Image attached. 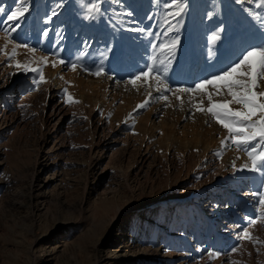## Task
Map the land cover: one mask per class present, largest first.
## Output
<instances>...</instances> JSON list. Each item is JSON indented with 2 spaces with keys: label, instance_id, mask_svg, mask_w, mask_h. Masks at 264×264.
I'll list each match as a JSON object with an SVG mask.
<instances>
[{
  "label": "rangeland",
  "instance_id": "rangeland-1",
  "mask_svg": "<svg viewBox=\"0 0 264 264\" xmlns=\"http://www.w3.org/2000/svg\"><path fill=\"white\" fill-rule=\"evenodd\" d=\"M97 2L62 0L48 23L61 0H29L11 32L19 2L0 0V264H264V219L250 223L264 175L237 171L247 152L197 111L207 96L129 82L152 55L167 59L150 43L176 38L173 90L220 71L264 43L249 15H264L261 0H187L179 24L169 0H103L102 14L85 19ZM130 19L146 32L127 31ZM99 67L107 74L84 70Z\"/></svg>",
  "mask_w": 264,
  "mask_h": 264
},
{
  "label": "snow or ice",
  "instance_id": "snow-or-ice-1",
  "mask_svg": "<svg viewBox=\"0 0 264 264\" xmlns=\"http://www.w3.org/2000/svg\"><path fill=\"white\" fill-rule=\"evenodd\" d=\"M19 5L15 7L10 14L7 15V20L13 23L11 32H16L21 24L27 19V14L30 13L31 8L29 6V0H18ZM117 3L120 0H116ZM236 4L241 7L249 0H234ZM103 0H98L89 9L90 15L86 16L85 19L95 20L99 15L102 14L100 5ZM166 8L174 9V11L168 12L167 15L171 16L179 24L181 17L184 15L187 8V0H169L164 5ZM258 8H264V0L256 5ZM62 7L61 3L57 5V8H53L46 16L48 23H51L54 17L60 15L59 8ZM4 9L0 8V12ZM128 17H132L133 12H127ZM249 15L253 17L257 25L261 30H264V15L259 12H251ZM151 18V17H149ZM171 24V21H168ZM129 26L126 30L133 33H145L146 30L137 26L138 22L135 20H129ZM224 25L221 24L215 33L211 35V41L216 44L221 40L224 34ZM48 32L45 30L42 35L47 36ZM8 43H13L12 37L6 32ZM179 45V39H173L166 44H149V48L155 51L157 48L161 52L167 53L166 60H160L159 57L152 55L150 57V63L145 66V69L136 74L129 82L135 86L139 81L141 83H148L150 80H154L157 84V91L163 90L165 92L172 91L173 94L176 92L180 93H195L199 92L207 96V106H201L197 108L205 114H210L215 121L221 125L222 128L228 132L227 139L231 141L238 149H243L247 152L250 163L243 165L242 168L237 171H251L259 172L264 175V91H260L261 85H264V43L259 45H252L245 48L234 60H231L225 65L220 71L211 74L208 77H204L199 81L195 82L192 87H178L175 90L171 88L166 82L167 73L169 72L172 62L175 59V52ZM7 46V45H6ZM5 46V47H6ZM28 48L27 44L20 45L16 44V48L19 47ZM90 46V44L88 45ZM29 51L35 52L36 49L29 48ZM15 51H13V56ZM47 63V58H42ZM59 63L64 64L65 61L61 59ZM53 67L56 65L53 64ZM17 69L23 68L25 71L36 72L38 69H29L26 65H22L19 62L16 63ZM80 67L77 64H72L71 68L76 71ZM89 71L90 74L97 77L106 75L103 67H99L96 71L84 69ZM40 81H44V76L41 73L39 76ZM46 82V81H44ZM150 86V85H149ZM214 94L216 96H222L223 98L219 101L214 100ZM230 97V99H228ZM179 98V97H177ZM163 99L167 100L168 97L164 96ZM69 101L72 98L69 97ZM203 103L202 101L200 102ZM147 104L145 101L139 105V108H144ZM233 105L239 107L234 108ZM251 145V147H248ZM259 145V147H258ZM258 196L257 206L260 209L258 217L250 218L251 224H256L264 219V192L253 193ZM244 237L252 239L250 233L245 232ZM216 255H219L217 253Z\"/></svg>",
  "mask_w": 264,
  "mask_h": 264
},
{
  "label": "bare ground",
  "instance_id": "bare-ground-1",
  "mask_svg": "<svg viewBox=\"0 0 264 264\" xmlns=\"http://www.w3.org/2000/svg\"><path fill=\"white\" fill-rule=\"evenodd\" d=\"M195 65H197V60H196V58L194 57V61H193L192 68L195 67ZM187 70H188V69H187ZM192 71H193V70H189V71H188V74H187L186 76L188 77V76L192 75V74H193ZM193 72H194V71H193ZM186 73H187V72H186Z\"/></svg>",
  "mask_w": 264,
  "mask_h": 264
}]
</instances>
